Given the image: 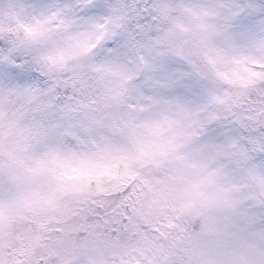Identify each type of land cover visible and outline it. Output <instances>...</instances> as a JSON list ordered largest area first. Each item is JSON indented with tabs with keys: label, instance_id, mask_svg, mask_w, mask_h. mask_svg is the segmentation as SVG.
Here are the masks:
<instances>
[{
	"label": "snow or ice",
	"instance_id": "snow-or-ice-1",
	"mask_svg": "<svg viewBox=\"0 0 264 264\" xmlns=\"http://www.w3.org/2000/svg\"><path fill=\"white\" fill-rule=\"evenodd\" d=\"M0 264H264V0H0Z\"/></svg>",
	"mask_w": 264,
	"mask_h": 264
}]
</instances>
